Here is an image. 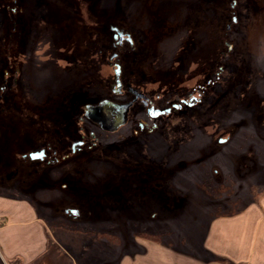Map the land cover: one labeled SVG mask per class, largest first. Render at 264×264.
<instances>
[{"label":"rangeland","instance_id":"obj_1","mask_svg":"<svg viewBox=\"0 0 264 264\" xmlns=\"http://www.w3.org/2000/svg\"><path fill=\"white\" fill-rule=\"evenodd\" d=\"M125 82L162 109L204 95L152 132L132 134L135 118L100 131L84 105L127 100ZM79 127L98 142L70 155ZM263 190L264 0H0V198L39 219L17 243L52 236L35 264H116L143 238L185 251Z\"/></svg>","mask_w":264,"mask_h":264},{"label":"crops","instance_id":"obj_2","mask_svg":"<svg viewBox=\"0 0 264 264\" xmlns=\"http://www.w3.org/2000/svg\"><path fill=\"white\" fill-rule=\"evenodd\" d=\"M3 201L0 264H35L48 253L52 236L42 229V239L22 245L14 230L23 225H40L39 219L28 202L14 197L0 198ZM22 212L27 215L24 219ZM199 235L201 239L192 238L185 251L160 240L143 238L139 240L140 251L125 253L116 264H264V190L235 212L211 218Z\"/></svg>","mask_w":264,"mask_h":264},{"label":"flooded vegetation","instance_id":"obj_3","mask_svg":"<svg viewBox=\"0 0 264 264\" xmlns=\"http://www.w3.org/2000/svg\"><path fill=\"white\" fill-rule=\"evenodd\" d=\"M110 29L114 31L113 38L116 40L114 45L120 46L123 42H126V44L129 47L133 46L134 41H133V38L131 37V35L129 33L124 32L123 30L118 29V27H115V26H111ZM227 29H229V26ZM119 32H121V34H119ZM6 75H7V73H6V71H4V78H3L4 80H6V78H7ZM119 75H120V70H119ZM119 81H120V78H119ZM207 81H209V80H207ZM114 83H115V78H114ZM128 88H131V90H133L135 92L129 91ZM114 90H116V93L113 92ZM125 91H126L125 95L127 97V100H125L123 102H118V101L108 99V98L102 99V100H110V101L118 103V104H126L129 102H132V104L130 105L128 112H127L126 122L124 123V124H126L127 122H130V120H132L133 118L138 120L139 128L134 132L132 131V134H137V133L145 131V130H148V131L150 130L151 132L154 131L155 129L158 128V126L160 124L159 121H161V118L169 115L172 109L175 112H179L185 108H191L193 106H196L201 102L202 96L204 95V91L202 88H200L199 90L196 89L195 90L196 94H193V92L186 94L184 97H180L179 99H177L176 100L177 102L169 104L167 107L162 109L160 107V103H162V101L164 102V100L159 101L161 98L160 94H154L153 96L149 95L146 92V90L141 89L140 87H137V86H133V84L131 85L129 82H125ZM112 92L114 95H122L123 84L121 81H120V87L116 88V86H114V88L112 89ZM100 101L101 100H99L96 103H87V104H97ZM158 101H159V103H158ZM165 110H168V112L162 113ZM83 117H84V109H83ZM85 119H87V118H85ZM82 120L83 119L80 118L79 121L81 122ZM88 121L91 122L90 120H88ZM91 123L96 128H98L100 131L107 132V131L102 130L96 123H93V122H91ZM76 132H77V136L75 138H73L69 142L70 144L68 145L69 150H70V155H74L76 151L78 152V151H81L82 149L85 150L87 148L91 149L92 147H95L97 145L98 139L95 137V135L92 132L89 133L90 140L87 139L86 133H85L83 127H79ZM41 150L43 151L41 158H36V159H30L29 158V159L31 161L44 159V157H46V152L44 149H40L39 151L35 150L33 152H40ZM33 152H29L27 154V156ZM56 152L57 151L55 149L51 152L52 157L50 158V161H47V163L52 162L54 159L57 160V153ZM70 155L68 152V153H66V155H64V157L68 158V156H70ZM70 210H72V209H70ZM70 210H68V211H70Z\"/></svg>","mask_w":264,"mask_h":264},{"label":"water","instance_id":"obj_4","mask_svg":"<svg viewBox=\"0 0 264 264\" xmlns=\"http://www.w3.org/2000/svg\"><path fill=\"white\" fill-rule=\"evenodd\" d=\"M115 29V28H114ZM121 34V32H119ZM115 74V86L120 87L119 81V67L114 71ZM129 91L135 92L128 88ZM116 93V90L113 91ZM132 102L126 104H118L110 100H101L97 104H86L84 106V117L93 123H96L102 130L107 132H113L117 130L121 125L126 122L127 112ZM168 110L162 113H167ZM43 151L33 152L28 155L30 159L41 158ZM70 213L77 215V210H70Z\"/></svg>","mask_w":264,"mask_h":264}]
</instances>
